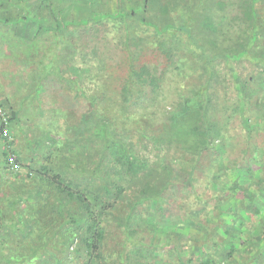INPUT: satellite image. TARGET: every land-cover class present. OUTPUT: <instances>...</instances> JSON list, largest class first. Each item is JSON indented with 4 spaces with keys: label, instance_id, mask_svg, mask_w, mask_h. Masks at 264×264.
Returning <instances> with one entry per match:
<instances>
[{
    "label": "trees",
    "instance_id": "trees-1",
    "mask_svg": "<svg viewBox=\"0 0 264 264\" xmlns=\"http://www.w3.org/2000/svg\"><path fill=\"white\" fill-rule=\"evenodd\" d=\"M7 1L0 25L28 71L20 85L34 81L37 95L65 80L89 109L75 123L56 111L64 128L54 119L47 151L30 157L0 83L11 133L0 126V264H129L142 249L146 264H164L162 249L179 264H264V162L248 144L262 130L250 114L264 116V0ZM234 117L247 147L229 167ZM144 144L153 161L137 153Z\"/></svg>",
    "mask_w": 264,
    "mask_h": 264
},
{
    "label": "rangeland",
    "instance_id": "rangeland-1",
    "mask_svg": "<svg viewBox=\"0 0 264 264\" xmlns=\"http://www.w3.org/2000/svg\"><path fill=\"white\" fill-rule=\"evenodd\" d=\"M7 2H9V0ZM11 4H17V0L11 1ZM15 10L19 11V8ZM9 30H10L9 28L0 25L1 35H3V38H5L4 41L3 40L1 41L0 39V52H1L0 54V83L2 84V86L3 84L6 86L7 89L4 91V94L6 93L8 95H11V99L14 103V108L16 110L17 109L20 110V117L22 118V122H21L22 130L20 131V133L18 132V135H19L18 143L20 144V148L18 147L19 151L21 149L23 153H27L31 157L33 156V152L35 151V149H37L38 147L39 148L38 154L41 157L42 153H44L43 150L47 151L45 146L42 147L44 145L42 141V137L46 134V132H48L51 129L53 120L58 118V121H59L58 125L59 126L61 125L60 126L61 128L64 126V119L57 116L56 111L64 112L63 114L68 115L69 120L75 123L80 120V116L83 113H86L88 111L89 106H88V103L82 98H79L78 100H74V95L76 94V92L75 91L72 92L70 89H67L69 85H68V82L65 80L62 82H60L59 80H55V79H50V80L45 81L41 89L39 90V92H37V95L35 94L36 92L33 91L34 86H35L34 81L29 82L27 86L20 85L21 83H23L24 79H27L23 77H25L24 74H26L27 76L28 71H25L23 65L22 64L19 65V63H17V60L15 59V56L10 53L8 45H11L12 42L11 40H8L7 38L9 34L8 32H10ZM217 68L220 71H224V67L222 66L218 65ZM240 68L243 73L245 70L250 69L252 67L248 64H244V66H240ZM221 73L225 75L224 72H221ZM249 73H251V70H249ZM73 75L74 74L70 70V68L69 70L68 68H64L63 76L65 78L67 77L69 78L70 76L71 78H75ZM171 84L170 83L166 84V88L164 90L165 92L164 95L168 97V101H167L168 103H170V101L172 102L173 100L177 99V97L174 96L175 95L174 88H176V86L175 85L172 86ZM30 92L31 93L33 92V95H35L36 98H38V100L25 99L29 94H31ZM221 94L225 97H226V94H228V96L226 97V99L228 100L236 99L235 92L231 89V84L229 82L224 83V85L221 87ZM24 99L25 101L21 105L20 102ZM233 102L231 101V103ZM168 109L169 111L173 110L170 108ZM259 113H257V111H254L253 113L250 114V118L252 119V121L256 120L257 118L260 121L259 124H261L262 130L259 132H254V138L251 141L248 140V144L249 142H251L254 144V146L259 148L262 154L258 155L259 156L258 161L262 160V162H264V116L263 118L261 117V119H259L258 117L261 116ZM232 129H235V130H232ZM229 130L231 131V134H229V136L235 137V138L230 139L232 142V146L228 147L229 154L228 152H225L226 154L224 153L225 156L223 157V160L226 159L227 165L229 167H232L229 163L228 158H231L233 156H235L234 159L239 158L240 151L242 150L241 148L244 149L247 147L246 146L247 132L244 129H242L240 123L236 120V117H234V120L232 119L230 121ZM134 142H137L136 136L134 138ZM236 142L238 143L237 153H236V148H235L237 147ZM1 151L2 149L0 148V154H1ZM15 151L17 153L16 148H15ZM136 151L144 158H150V160L152 161L156 158L152 151V146L149 144L147 145L144 144V146L137 145ZM252 156L254 155H251V153H249L248 155H244L243 159L240 160L244 168H245L244 163L246 162L247 159L251 158ZM0 162H1L0 178H2L5 176L2 173V170H4V167H3L4 164H3V159L1 156H0ZM254 167H256V165H254ZM258 175L260 176V174ZM256 188H257L256 191L258 194L259 193L258 187ZM203 192H208V187L205 188V191H203L202 189V193ZM173 193L174 192H170L169 194H171L172 198L177 196L178 200L180 201L181 196L174 195ZM210 193L211 192L209 191L208 194ZM185 195H188V194L185 193ZM113 231L114 230L112 229V233ZM118 235H120V231H117V230L114 231L113 236L115 239L114 238L110 239V247L113 248L118 245V242L120 240V239H116ZM147 238L150 240V237H147ZM158 252L160 254L159 256L165 259L164 264H179V262L176 261L175 258H172V257L169 258L167 256L166 250L162 249L161 251H158ZM186 252H188L186 254V257L191 258L192 250L190 252L189 251H186ZM150 253L153 254V252H150L147 249H142L141 253L140 251H139V254L137 255L135 253L134 257L130 260L129 264H146L148 261L153 260L154 256L150 257L149 256Z\"/></svg>",
    "mask_w": 264,
    "mask_h": 264
},
{
    "label": "built area",
    "instance_id": "built-area-1",
    "mask_svg": "<svg viewBox=\"0 0 264 264\" xmlns=\"http://www.w3.org/2000/svg\"><path fill=\"white\" fill-rule=\"evenodd\" d=\"M0 126L3 128V134L4 136H9L10 133V121H9V115L7 111L3 108V106L0 104ZM12 171H19V166L14 165L12 168Z\"/></svg>",
    "mask_w": 264,
    "mask_h": 264
},
{
    "label": "crops",
    "instance_id": "crops-1",
    "mask_svg": "<svg viewBox=\"0 0 264 264\" xmlns=\"http://www.w3.org/2000/svg\"><path fill=\"white\" fill-rule=\"evenodd\" d=\"M16 128V126L14 125V129ZM16 132L18 133L19 132V129L18 128H16Z\"/></svg>",
    "mask_w": 264,
    "mask_h": 264
}]
</instances>
